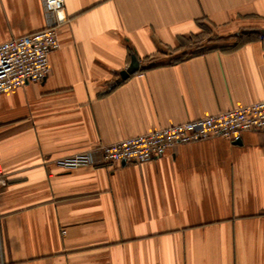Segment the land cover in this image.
<instances>
[{
    "label": "crops",
    "instance_id": "0c3cea01",
    "mask_svg": "<svg viewBox=\"0 0 264 264\" xmlns=\"http://www.w3.org/2000/svg\"><path fill=\"white\" fill-rule=\"evenodd\" d=\"M63 1L46 78L0 92L4 263L264 264V133L140 163H58L264 99V37L252 33L264 0ZM52 21L43 0H0V42ZM203 25L247 32L164 61ZM132 53L141 68L119 79Z\"/></svg>",
    "mask_w": 264,
    "mask_h": 264
},
{
    "label": "built area",
    "instance_id": "2783aa9c",
    "mask_svg": "<svg viewBox=\"0 0 264 264\" xmlns=\"http://www.w3.org/2000/svg\"><path fill=\"white\" fill-rule=\"evenodd\" d=\"M43 4L53 16L52 23L0 42V92L40 82L50 71L49 54L59 46L56 27L65 20L64 1L43 0ZM255 130L264 133V99L100 144L95 150L72 154L58 163L65 168L111 162L140 163L162 157L178 145L212 137L236 142L244 132ZM5 182L6 175L0 164V185ZM0 264H5L1 236Z\"/></svg>",
    "mask_w": 264,
    "mask_h": 264
},
{
    "label": "trees",
    "instance_id": "16d2710c",
    "mask_svg": "<svg viewBox=\"0 0 264 264\" xmlns=\"http://www.w3.org/2000/svg\"><path fill=\"white\" fill-rule=\"evenodd\" d=\"M204 27L208 28V31L206 32L207 33L206 38L199 37V36H201V33H203V31H204V29H203ZM200 28H201V30L199 33L191 36V37H195V38L199 37V38L189 42L190 46L188 47V49L185 51H181L179 54H177V56H175L174 59H171L170 61H177V60H180V59L186 57L187 55L196 54L199 52L202 53V52L206 51V49H210L212 46H216V45L204 46L202 44V41H205V40L207 42H222V41H228V39L233 37L234 41L232 43H224V44L218 45L219 48L229 49V48L239 46L240 41L245 37L244 36L245 33L241 34V32H239L237 34L233 33V34H226L225 35V34L213 32L212 28H210L206 25L200 26ZM252 33H256L259 36L262 35L264 37V33L262 31L252 30ZM184 44H185V42L181 41L180 45H184ZM149 60H151V59H149Z\"/></svg>",
    "mask_w": 264,
    "mask_h": 264
},
{
    "label": "rangeland",
    "instance_id": "374dc122",
    "mask_svg": "<svg viewBox=\"0 0 264 264\" xmlns=\"http://www.w3.org/2000/svg\"><path fill=\"white\" fill-rule=\"evenodd\" d=\"M209 27V26H208ZM211 28V27H210ZM209 28V29H210ZM204 29V31H203V33H201V36H199V37H202V38H206V32L208 31V28H206V27H204L203 28ZM211 30V29H210ZM212 31L213 32H215V33H218V32H216V31H214L213 30V28H212ZM239 32H241V34L242 33H246L247 31H238V33ZM225 35L227 34V33H224ZM245 36V35H244ZM199 37H191L190 36V38H188L189 40V42H191V41H193V40H196V39H198ZM230 39H232L233 40V37L232 38H230ZM230 39H228V41L230 40ZM185 41V43H188V41H186V40H184ZM224 43H228L227 41H222V42H207L206 40L205 41H202V44L204 45V46H212V45H221V44H224ZM193 46V45H192ZM181 48V50L183 49L182 47H180ZM188 48H185L184 50H187ZM193 49V48H192ZM172 53H170L171 54V57H165L164 58V61H170L171 59H174L175 58V56H177V54H179L181 51H180V49L179 50H176V52H174V51H171ZM158 58H162L161 56H159ZM163 60V59H162Z\"/></svg>",
    "mask_w": 264,
    "mask_h": 264
},
{
    "label": "water",
    "instance_id": "95a60500",
    "mask_svg": "<svg viewBox=\"0 0 264 264\" xmlns=\"http://www.w3.org/2000/svg\"><path fill=\"white\" fill-rule=\"evenodd\" d=\"M262 32L264 33V29H262ZM140 68H141V65L139 63V60H138L136 54L132 53L130 56V62L127 65V67L119 71V79L123 80V79L127 78L130 74L138 71ZM237 142H239V141H237Z\"/></svg>",
    "mask_w": 264,
    "mask_h": 264
}]
</instances>
